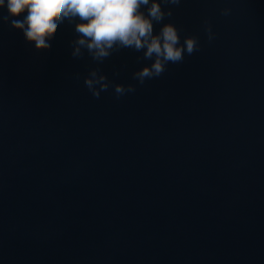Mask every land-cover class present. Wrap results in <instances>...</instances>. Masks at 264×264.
I'll list each match as a JSON object with an SVG mask.
<instances>
[{"label":"water","instance_id":"95a60500","mask_svg":"<svg viewBox=\"0 0 264 264\" xmlns=\"http://www.w3.org/2000/svg\"><path fill=\"white\" fill-rule=\"evenodd\" d=\"M7 15L0 264H264V0H183L164 23L200 50L143 85L142 52L73 58L68 21L37 51Z\"/></svg>","mask_w":264,"mask_h":264},{"label":"clouds","instance_id":"9594fccd","mask_svg":"<svg viewBox=\"0 0 264 264\" xmlns=\"http://www.w3.org/2000/svg\"><path fill=\"white\" fill-rule=\"evenodd\" d=\"M183 0H0V8H6L13 29L23 33L25 41L34 44L37 51L51 48L59 25L74 23L76 39L71 42L73 58H83L85 51L98 64L123 49L142 52L138 60H151L133 73V79L143 85L146 80L162 76L169 64H179L185 56L200 50L199 38L186 35L181 43L180 29L172 22L164 23L173 16V9ZM168 6L167 9L162 7ZM146 8L147 14L141 11ZM231 9L220 10L228 16ZM26 13V15H24ZM23 16L21 19L20 17ZM78 21V22H77ZM154 24H160L154 32ZM203 30L209 42L214 39L210 23L203 22ZM84 84L93 97L99 99L107 91V77L92 69ZM135 86L114 85L117 99L135 92Z\"/></svg>","mask_w":264,"mask_h":264}]
</instances>
